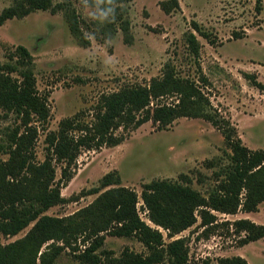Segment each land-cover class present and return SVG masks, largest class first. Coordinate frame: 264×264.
<instances>
[{"label":"rangeland","instance_id":"1","mask_svg":"<svg viewBox=\"0 0 264 264\" xmlns=\"http://www.w3.org/2000/svg\"><path fill=\"white\" fill-rule=\"evenodd\" d=\"M62 1V0H58ZM69 2L82 20L84 34L90 46L82 47L72 36L63 12L34 11L21 19L7 20L0 26V64L8 61L9 51L24 46L34 57L36 88L47 97L50 118L37 124L38 138L35 156L45 160L46 135L58 131L60 122L80 112L86 121L103 93L119 90L123 85H146L162 74L172 61L183 76L194 75L184 35L193 31L195 21L212 34L215 46L195 33L201 43L200 64L212 83L211 103L222 116L237 128L243 144L251 150L264 149V90L256 88L249 75L264 85V0H178L180 9L165 14L160 3L167 0H131L129 18L132 41L124 42L119 30L112 39L97 40L98 25L106 19L102 9L82 0ZM14 0H0V14ZM16 118L0 110V134L15 127ZM229 152L221 133L202 119H178L167 130H157L151 122L130 134L121 145L98 151L83 150L77 160L72 179L61 190L67 202L50 208L44 215L70 218L91 204L98 195L80 197V192L99 186L109 172L117 171L121 186L141 195L142 186L157 179L177 180L187 175L193 187L203 194L215 185L217 167L208 162L227 159ZM8 159L7 155L2 156ZM201 175L203 183L197 179ZM61 177L57 166V179ZM140 217L147 219L141 198ZM214 214L217 221L205 230L198 222L175 238L189 241L188 264H218L219 258L241 256L249 264H264V239L240 247L245 232L236 233L228 225L239 219H249L264 226V203L254 213L236 215ZM35 223L16 236H1V244L25 241L27 255L24 264H80L73 248L63 240L32 244L29 235ZM168 243L167 232L160 229ZM146 253L134 238L107 236L105 248L117 256L125 248ZM59 254H56L57 250ZM80 251V250H79Z\"/></svg>","mask_w":264,"mask_h":264},{"label":"trees","instance_id":"2","mask_svg":"<svg viewBox=\"0 0 264 264\" xmlns=\"http://www.w3.org/2000/svg\"><path fill=\"white\" fill-rule=\"evenodd\" d=\"M100 7L106 17L98 25L97 40H109L120 30L124 42L132 41L129 3L131 0H82ZM165 14L180 9L178 0L160 3ZM63 12L72 36L82 47L90 46L82 20L67 1L14 0L0 14V26L7 20L21 19L34 11ZM184 35L194 75L183 76L172 61L165 64L162 74L146 85H123L119 90L103 93L86 121L84 112L63 119L58 131L49 132L45 142V160L38 162L35 145L37 124L50 118L47 97L37 88L34 57L24 47L9 51L8 61L0 64V110L16 118L15 127L0 134V264H24L25 241L1 244V236H16L35 223L29 241L32 244L63 240L73 248L80 264H188L189 241L176 235L198 222L205 230L214 226V214L236 215L254 213L264 203V149L246 147L237 128L221 115L211 103L212 83L200 64L201 43L195 33L215 46L212 34L198 23ZM195 32V33H194ZM252 84L264 90L255 77L245 75ZM202 119L210 123L224 138L229 152L227 159L209 161L217 167L215 185L205 195L193 187V180L180 175L177 180L157 179L142 186L141 195L121 186L117 171L107 173L99 186L83 190L80 197L98 195L88 206L70 218H54L45 214L50 208L65 204L61 190L72 179L77 160L83 150L98 151L121 145L130 134L151 122L157 130H167L178 119ZM7 155L8 159L2 156ZM61 177L57 179V166ZM203 183L201 175L197 179ZM147 212L144 221L138 210L139 199ZM234 232H245L243 247L264 239V226L249 219L228 223ZM160 229L167 232L168 243ZM107 236L134 238L146 249L138 253L125 248L119 256L105 248ZM59 248L56 254H59ZM80 250V251H79ZM44 257V255H43ZM42 257V262L45 260ZM218 264H249L241 256L219 258ZM208 264V263H205Z\"/></svg>","mask_w":264,"mask_h":264}]
</instances>
